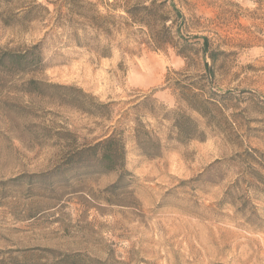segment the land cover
<instances>
[{"label": "rangeland", "instance_id": "374dc122", "mask_svg": "<svg viewBox=\"0 0 264 264\" xmlns=\"http://www.w3.org/2000/svg\"><path fill=\"white\" fill-rule=\"evenodd\" d=\"M75 6L0 0V264H264V0ZM113 131L121 179L62 163Z\"/></svg>", "mask_w": 264, "mask_h": 264}, {"label": "trees", "instance_id": "16d2710c", "mask_svg": "<svg viewBox=\"0 0 264 264\" xmlns=\"http://www.w3.org/2000/svg\"><path fill=\"white\" fill-rule=\"evenodd\" d=\"M64 2L69 5L68 11L74 13L77 7L75 6V3L79 2V0H64ZM137 9L138 13H141L142 11L143 13H148L147 11L150 10V8L144 6L140 8L137 7ZM126 13L129 12L126 11ZM146 17L141 18L139 23L142 25L141 27H145L147 32H151L150 24H148ZM99 19H101V17H92L93 25L98 30L105 29V24L107 23L105 21V17L102 18V21H99ZM79 25H81L80 30L84 29L85 24L81 23ZM105 32H108V30H105ZM204 41L205 42L203 43L202 52L203 54H206L205 46L207 45V42L206 40ZM36 48L37 46H34L32 49ZM98 54L100 56L107 55L105 51H98ZM8 58L11 62L22 63L23 65L28 64L31 60H29V55L27 52L23 54L12 55ZM205 69L210 71L207 63H205ZM30 83H34V81H31ZM189 95V92H186V94L183 93L185 102L188 103L189 107L193 111L201 114V111L196 108V106H194V102L192 101L193 97H196L197 95ZM190 122L191 120L188 116L182 114L175 116L173 119L172 128L176 130V139H189L194 136V133L190 128ZM134 133L136 137L137 148L143 155L157 156L159 154V151H157V149H161V142L159 139H155V137L152 136L148 131L144 130L143 132H140V130H138V125L135 127ZM63 159L64 162L62 163H64V165L68 167L71 166L76 171H82L84 173H105L116 170L120 172L119 178L121 179L125 171L126 148L121 137H118V134L113 131L110 134L107 133L103 135L93 143L82 146H74L73 148L68 149L64 152Z\"/></svg>", "mask_w": 264, "mask_h": 264}]
</instances>
